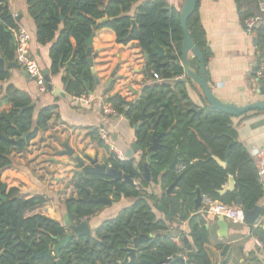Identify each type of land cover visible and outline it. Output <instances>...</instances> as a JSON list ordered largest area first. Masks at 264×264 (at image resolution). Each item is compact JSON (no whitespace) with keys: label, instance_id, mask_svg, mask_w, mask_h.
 <instances>
[{"label":"trees","instance_id":"1","mask_svg":"<svg viewBox=\"0 0 264 264\" xmlns=\"http://www.w3.org/2000/svg\"><path fill=\"white\" fill-rule=\"evenodd\" d=\"M139 2L137 11L132 14L134 5ZM235 2L242 21L259 11L258 0ZM28 11L36 23L37 41L40 44L54 41L50 48L52 71L57 73L66 66L63 82L69 93L83 96L93 87L92 70L86 57L87 40L101 28L112 29L120 44L136 41L141 50L149 54L146 77L153 79L156 73L164 81L146 84L134 101H127L119 94L105 99L133 126L142 123L136 136L143 153L138 164L133 158L120 160L113 155L109 158L113 167L123 170L136 184L108 181L98 175L81 174L74 179L77 197L67 201L71 217L76 213L79 218H90L105 207L104 203H94L90 199L111 195L116 200L120 196L134 199L133 204L122 209L116 217L105 220L96 229L95 236L72 239L59 255L33 256V249L44 251L49 244L57 242L54 236L64 237L67 230L48 214L46 196L25 195L18 187L4 183L0 173V264H60L59 260L62 264H128L125 259L127 248L133 246V239L141 234L150 238L137 245L136 256L130 264H165L166 259H170L169 264H184L180 256L186 257L188 264H212L206 249L210 240L208 222L194 203L197 187L214 200L236 206L237 197L233 191L219 193L233 177L242 206L252 210L264 196V184L259 179L257 161L238 139L233 116L212 109L202 91L203 105H198L190 97L187 83H174L176 78L186 74L181 64L184 35L180 12L165 0H28ZM104 17L107 20L98 23ZM188 27L208 62L213 51L198 7L189 18ZM17 28L6 0H1L0 56L7 62L15 60L14 29ZM258 31V49L264 57V29ZM158 44L164 49L162 55L156 53ZM70 59L72 62L67 65ZM189 64L195 71H200L197 58L189 59ZM8 78L9 73H0V80ZM170 80H174L173 83H169ZM188 82L197 85L190 79ZM31 103L32 98L26 92L13 85L5 88L0 104H9L10 109L0 112V171L13 164L12 149L24 151L38 132L48 127L56 108L45 106L37 116L34 107L21 112ZM27 132L30 134L25 139L23 135ZM158 135H161L160 147L149 166L151 181H146L142 176L144 163L153 137ZM4 136L15 138L16 142H9ZM100 144L105 147L102 141ZM229 145V162L222 166L217 158L225 161ZM177 150L179 165L184 169L181 172L166 171ZM177 178L178 184L172 194H166L165 190ZM159 181L164 191L162 195L147 191L152 182ZM111 189L117 193H112ZM160 204L172 213V217L165 213V217H158L155 209L164 212ZM261 214H264V208ZM180 216L189 221L192 250L178 245L172 235L165 233L169 224ZM250 230L264 244V228L253 224ZM181 235L185 233L181 232Z\"/></svg>","mask_w":264,"mask_h":264},{"label":"crops","instance_id":"2","mask_svg":"<svg viewBox=\"0 0 264 264\" xmlns=\"http://www.w3.org/2000/svg\"><path fill=\"white\" fill-rule=\"evenodd\" d=\"M185 2L186 0H175L172 7L181 13ZM6 4L9 14L18 25L17 29L24 27L30 35V55L43 71L49 70L52 84L63 89L66 97L54 94L48 89L47 84L46 89L42 90L31 77L24 75L22 67L6 66L5 70L0 71L9 73L8 79L0 80V100L5 94V88L13 85L32 98L35 116L45 106L56 107L48 127L39 131L24 151L12 149L10 156L13 164L0 171L1 179L9 187H18L21 192L33 188L35 192L46 196L50 203V211L56 210V213L52 212L51 217L64 226L65 215L69 213L67 201L77 197L74 179L79 176L75 174V168L70 164L71 158L63 153L66 149L65 144L79 154L98 156L101 161L112 155L116 157L118 151L128 159L126 153L131 144L136 142L140 145L137 141L136 126L121 113L118 116L106 114L105 104L112 103L106 102L105 99L119 94L127 101H134L146 84L164 80L146 77L144 70L147 59L144 58V52L136 41L126 45L120 44L116 41V33L112 29L101 28L93 33L92 47L96 56L93 60L94 66H90L92 76L94 73L98 75L99 84L93 78L92 89L87 95H83L91 97V100L84 104L79 101V97L82 96L71 94L65 88L63 77L67 72L66 66L61 67L57 73L52 71L50 48L54 41L47 44H40L37 41V27L28 11V0H6ZM139 4L140 2L134 5L132 14L137 11ZM198 12L213 51L207 62V80L214 94L224 102L238 105L264 99V78L257 77L254 73L255 65L263 58L258 49L259 31L251 33L245 31L244 20L240 19L235 0H199ZM17 29H14V35ZM72 42L75 44L74 39ZM192 58L193 56H190V59ZM69 64L70 61L67 65ZM114 71L116 76L111 80ZM186 77L185 74L182 78ZM173 81L170 80L169 83ZM187 87L193 101L203 105L198 85L193 86L187 82ZM9 109V104H0V112ZM232 120L238 130V139L257 161L255 152L258 148L264 147V111L252 110L241 116H233ZM101 129L108 133L107 141L101 138ZM142 153L143 151H139L133 154L136 164L142 159ZM69 181L67 190L61 194V189ZM262 183L264 184V177ZM168 189L169 187L165 192ZM147 191L159 196L164 193L160 181L152 182ZM110 197L113 199L112 204L104 203L105 207L102 210L90 218H85L89 221L92 236H95L96 229L105 220L116 217L122 209L134 202L133 198L124 196L117 200L113 195ZM258 204L264 208V196ZM202 208L203 203L200 213ZM155 212L158 217H165L164 212L157 209ZM204 215L210 229V240L206 249L212 264H264V248L257 244V238L251 234L250 225L244 222L237 223L226 217L228 232L226 236L220 237L218 216L211 213ZM70 218L72 222L76 221V218L71 216ZM262 227L264 228V221ZM181 232L185 235L182 236ZM189 232L188 220H182L181 223L175 220L173 224H169V229L165 233L172 237H181L182 241L187 236L192 243ZM254 259L258 260V263Z\"/></svg>","mask_w":264,"mask_h":264},{"label":"water","instance_id":"3","mask_svg":"<svg viewBox=\"0 0 264 264\" xmlns=\"http://www.w3.org/2000/svg\"><path fill=\"white\" fill-rule=\"evenodd\" d=\"M1 1V0H0ZM199 0H186L181 13H180V22H181V27L183 29V42H182V65L185 68L186 71V78L178 79L174 81V83H177L179 81H183L185 83L188 82V79L192 80L195 82L202 91V95L206 99L207 103L210 105L212 109H217L221 110L224 112H227L228 114L232 116H241L249 111L252 110H264V99L258 100L246 105H238L236 103H230V102H224L221 99H219L213 92L210 84L208 83L207 80V62L203 56V53L201 52L200 48L196 45V43L193 41L189 27H188V21L189 18L193 15V13L196 11L198 7ZM107 20L106 17L98 20V23H103ZM93 37L94 34H92L88 40H87V51H86V57L89 65L91 67L94 66V58L95 54L93 53ZM14 41H15V35H14ZM256 42V40H255ZM157 54L162 55L164 54V49L158 44L157 45ZM190 56H193L194 58H197L199 63H200V71L197 72L194 69L190 67L189 64V59ZM144 58L148 59L149 54L147 52H144ZM72 62V59L70 60ZM13 67V68H20V65L14 60V61H8L0 56V71L5 70V67ZM45 79L47 81V86L49 90H52L54 94L56 95H61L63 97H66V92L63 89H60L58 86H54L51 82V77L49 74V70L46 69L43 71ZM24 75L29 77V74L27 71H23ZM144 74L146 75V70H144ZM116 76V71H114L111 75V80L115 78ZM93 78L95 79V82L99 84V79L98 75L96 73L93 74ZM34 107V103H31L29 106L24 107L21 109V112L30 108ZM142 123H139L135 129H138L141 126ZM155 128V126H154ZM30 132H27L23 135V138H27L29 136ZM160 137L161 135L154 136L153 137V142L152 145L150 146V151L149 154L147 155V159L144 163V171L142 172V176L146 181H151V175H150V164L153 162V157L154 154L158 151L160 147ZM5 140L9 142H16L15 138H9V137H3ZM230 146H228V149L226 151V159L225 161L217 158V161L222 165V166H227L229 160V150ZM66 149L63 151V153H66L70 158V164L75 168V173H81L85 175H98V176H103L106 177L108 181H113V182H121V183H131V184H136L134 179L130 177L128 174L124 173L123 170L117 169L113 167L110 164L109 158H104L102 161L99 159L98 156L92 157L88 153H83L79 154L76 152L73 148H71L68 144H65ZM139 151H143V148L138 145L136 142L132 143L130 148L127 150L126 157L128 159L133 158L134 153H138ZM180 163V158H179V151H176V154L174 156V159L172 163L166 168L165 170H177V167ZM180 178V177H179ZM177 178L170 186L169 189L167 190V194L170 195L173 191L175 186L178 184ZM113 192L114 189H111ZM228 191H233L235 193V196L237 197V204L242 208L243 213H244V223L248 225H253L257 218L261 215L262 211V206L257 204L252 210H249L245 207L242 206V199L240 197V194L238 191L235 190V180L233 177L229 178V181L226 185L223 186V188L219 191V193L224 194L225 192ZM120 194V193H119ZM196 197L194 199L195 207L198 209L202 205V192L199 187H197L195 191ZM4 200H6V197H3ZM94 203H105V204H112L113 199L108 196H103L97 199H90ZM160 207L163 209L164 213L168 217H172V213L165 208L163 204H160ZM74 217L76 218L75 222H72V219L70 218L69 213L65 215V222L64 226L66 227V230L68 231L67 234L64 237L58 238L54 236L53 238L57 241L56 244L52 247L53 252L56 255L60 254L61 249L65 248L74 237L80 238L88 235H92V229L90 227L89 221L85 218H79L78 214H74ZM182 221V216H180L178 219H176L177 223H181ZM218 224L220 226V237H224L227 235L228 232V223L225 219L224 216H218ZM208 227V225H207ZM150 236L141 234L133 239V246H130L127 248V255H126V260L128 261V264H130L137 252V245L143 241L149 240ZM184 246H187L189 250L193 249L192 243H190L189 239L187 236L183 238ZM30 249H33L32 245H29ZM50 246L48 245L46 249L42 252H37L36 250L33 249V256L36 257H42L45 255H48L50 253ZM179 259L184 263L188 264L189 260L183 256H180ZM60 264L61 261L59 260ZM170 259L165 260V264H169Z\"/></svg>","mask_w":264,"mask_h":264},{"label":"built area","instance_id":"4","mask_svg":"<svg viewBox=\"0 0 264 264\" xmlns=\"http://www.w3.org/2000/svg\"><path fill=\"white\" fill-rule=\"evenodd\" d=\"M169 6H172L175 0H165ZM244 29L247 33L253 31L264 29V0H259V11L253 14L248 15L244 19ZM15 61L22 67L25 71L28 72L29 77H31L37 85L42 89H46V79L43 73L41 66L29 53V42L30 35L24 27H20L15 32ZM254 73L257 77L264 78V57L259 60V62L254 67ZM184 76V75H183ZM183 76H179L176 79H182ZM154 79L158 81H163L158 74L154 73ZM91 100V97L82 96L79 97V101L88 104ZM104 112L110 116H118L120 112L111 104L106 103L104 107ZM100 136L104 141L108 139V133L101 129ZM256 159L258 163V175L259 179L262 181L264 177V147H260L256 150ZM116 157L120 160H125V155L122 152H117ZM184 169V166L178 165L177 171L181 172ZM202 213L204 214H214L216 216H224L229 218L234 222H244V213L242 208L239 205L230 206L224 204L220 201L212 199L209 195H202ZM264 221V214H261L255 221V226H262ZM174 241L182 246L183 241L181 237H174ZM257 244L264 248V244L257 238ZM186 258V257H185Z\"/></svg>","mask_w":264,"mask_h":264},{"label":"rangeland","instance_id":"5","mask_svg":"<svg viewBox=\"0 0 264 264\" xmlns=\"http://www.w3.org/2000/svg\"><path fill=\"white\" fill-rule=\"evenodd\" d=\"M69 183H70V181L69 182H67V184L65 183V185H64V187L61 189V194L62 193H64L66 190H67V188H68V185H69ZM31 188H29L28 190H26L27 192H22L23 194H25V195H31V194H39V193H37V192H35V190L32 188V190H30ZM59 195V194H58ZM71 195V194H70ZM69 195V196H70ZM50 204V203H49ZM59 211H61V209H59ZM52 212L53 213H56V210H51L50 211V208H48V214L51 216L52 215ZM59 214V213H58Z\"/></svg>","mask_w":264,"mask_h":264},{"label":"flooded vegetation","instance_id":"6","mask_svg":"<svg viewBox=\"0 0 264 264\" xmlns=\"http://www.w3.org/2000/svg\"><path fill=\"white\" fill-rule=\"evenodd\" d=\"M75 174H76V173H75ZM76 175H81V173H78V174H76ZM111 192H112V191H111ZM112 193H117V192L113 191ZM67 232H68V231H67ZM66 234H67V233H66ZM74 238H75V239H78L77 237H74ZM74 238H73V239H74ZM55 244H56V243H55ZM55 244H54V245H55ZM54 245H50V244H49V246H50V248H51V249H50V253H53V254H55V253L53 252V250H52V247H53ZM41 252H42V251H41ZM50 253H49V254H50ZM49 254H48V255H49Z\"/></svg>","mask_w":264,"mask_h":264}]
</instances>
